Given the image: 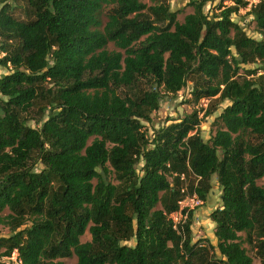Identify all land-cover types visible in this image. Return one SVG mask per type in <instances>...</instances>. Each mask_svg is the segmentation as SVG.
I'll list each match as a JSON object with an SVG mask.
<instances>
[{
    "label": "trees",
    "instance_id": "obj_1",
    "mask_svg": "<svg viewBox=\"0 0 264 264\" xmlns=\"http://www.w3.org/2000/svg\"><path fill=\"white\" fill-rule=\"evenodd\" d=\"M26 1L21 20L0 0V255L253 264L246 241L264 264V0L249 10L261 38L232 18L249 0H219L211 15L210 0H190L182 21L167 0ZM188 81L196 102L225 104L221 126L203 138L207 107L149 132ZM214 177L216 244L202 243L193 209L180 231L171 214L188 193L205 203Z\"/></svg>",
    "mask_w": 264,
    "mask_h": 264
},
{
    "label": "rangeland",
    "instance_id": "obj_2",
    "mask_svg": "<svg viewBox=\"0 0 264 264\" xmlns=\"http://www.w3.org/2000/svg\"><path fill=\"white\" fill-rule=\"evenodd\" d=\"M147 4H152L151 0H142ZM258 0H249V5L247 7L241 8L238 13L232 14L233 20L239 23L247 34L255 37L261 38L260 33L257 30L256 23L253 20L252 15L249 13V10L252 4L256 3ZM168 4L170 5L171 10L178 11V19L182 21L184 16L187 13L193 11V6L189 4L190 0H167ZM219 0H210L206 5V12L211 15L215 12V6L218 4ZM13 4L15 7L13 8V14L21 19L26 20L29 18L30 9L29 4L26 0H13ZM217 12V11H216ZM103 21L106 20L105 17L102 18ZM110 48L114 49L115 46L110 44ZM2 54V53H1ZM2 56V55H1ZM7 72V69L0 66V77ZM192 82L188 81V84L181 89L176 95H165L161 102V106L158 110L153 111L152 113V120L149 122H145L144 126L152 132V128H158L163 126L164 124L170 122V119H179L182 118L185 114L190 113L193 109L200 110V116H203L207 107L211 109L214 108V112L206 117L203 118L200 131L205 140H208L221 126L220 120L218 116L223 110L225 104H218L216 101L202 98L198 102H196L192 96ZM33 122V121H32ZM213 188L211 193L208 196V199L205 203H201L193 208V234L195 241L204 242H211L216 244V238L214 235L215 231V223L210 218V213L215 208L219 207L222 203L221 201V190L218 186L216 177L213 178ZM9 212L8 209H5L1 214L5 215ZM180 216H178L179 218ZM10 233L9 227L4 224L0 223V236L8 235ZM242 237L244 238L246 235L244 232L241 233ZM82 241H86L91 239V234L87 231L82 236ZM129 243H134V241H130ZM245 247H247L248 252L254 258L253 264H260L261 260L255 252V249L251 247L249 243L246 241L243 243ZM214 250H211V252ZM1 252V251H0ZM215 254H218L216 251ZM18 253L15 251L11 257H3L0 255V264H17ZM63 262V264H76L77 257L74 255L72 257L61 258L59 259Z\"/></svg>",
    "mask_w": 264,
    "mask_h": 264
},
{
    "label": "built area",
    "instance_id": "obj_3",
    "mask_svg": "<svg viewBox=\"0 0 264 264\" xmlns=\"http://www.w3.org/2000/svg\"><path fill=\"white\" fill-rule=\"evenodd\" d=\"M186 189H182V191H185ZM180 208L179 210L173 212L171 214V218L174 221V227L177 228L178 231L181 229L178 227L179 224L183 225L188 212L192 210L194 207L202 203V200L198 197L196 193L193 194H186L180 201ZM178 216H180L178 218ZM19 263V262H18ZM17 263V264H18ZM218 264H224L223 262H219Z\"/></svg>",
    "mask_w": 264,
    "mask_h": 264
},
{
    "label": "crops",
    "instance_id": "obj_4",
    "mask_svg": "<svg viewBox=\"0 0 264 264\" xmlns=\"http://www.w3.org/2000/svg\"><path fill=\"white\" fill-rule=\"evenodd\" d=\"M214 236V235H213Z\"/></svg>",
    "mask_w": 264,
    "mask_h": 264
}]
</instances>
